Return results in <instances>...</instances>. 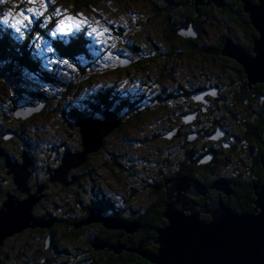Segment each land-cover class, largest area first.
<instances>
[{"label": "rangeland", "instance_id": "374dc122", "mask_svg": "<svg viewBox=\"0 0 264 264\" xmlns=\"http://www.w3.org/2000/svg\"><path fill=\"white\" fill-rule=\"evenodd\" d=\"M167 1L171 4L168 5ZM206 1L196 7L195 0H193L195 13H199L203 7H207V10L210 11L209 18L200 16V19L204 20L202 26L206 31L203 44L209 47L224 34H228L230 38L233 37L235 40L239 38L241 42L245 43L243 34L246 32L241 27V22L239 26L223 12L222 6L218 7L214 3L207 4ZM236 1L238 2L235 3L232 0L233 6L241 8L243 11V2L241 1V5L239 0ZM249 1L257 2V0ZM172 2L173 0H91L88 6L78 7L71 0H52L45 13V16L53 17L51 22L46 23L45 18L41 17V24L46 26L41 27L33 22L26 30L17 32L11 27L10 22L4 20V15L9 11L18 13L28 7L39 8L41 6L40 0H37L35 5L29 3V0H0V29H10L17 42L29 37L27 39L29 53L38 60V68L33 72L20 66L16 68L13 76L7 75L1 80L0 134L4 140H0V149L3 151L0 155L1 190L12 188V186L17 189L13 183L12 174L9 173L8 175L7 173L9 169L5 166V154H8L9 159H13L16 154L23 153L21 156L30 160L27 187L30 189L31 179L38 182V178L40 183H50L48 189L52 191L50 193L47 191L49 195L47 200L43 202L44 207L40 211L42 214L53 211L59 213L60 210L55 208L53 203H61V199L67 196L71 189L76 192L79 191V193L88 190L93 194L95 200L103 197L106 202L111 203L110 206L124 213V215H131V213L137 215L144 212V208L149 206L155 198L150 190L152 180L159 182L162 179L161 176L176 171L183 156L180 144L171 140L175 136L179 137L178 128L176 133L173 132L177 123L168 124L170 118L175 116L174 109L177 101L174 97L177 98L178 102H181V98H183L180 93L182 91L177 88L178 84L179 86L184 84L187 87V82L202 80L211 85L221 86L222 83L228 82L229 77L236 76L231 68H236V64L242 68L236 60L221 53L222 57L233 60L235 64L228 62L223 65L222 61L210 60L208 57L204 61L200 60L205 58V55L199 54L197 51L202 50L183 48L180 39L169 38L167 24L177 25L173 23L176 22V19L179 20L178 14L185 13L183 3L174 5ZM222 5H224L223 2ZM55 9H61L73 17H77L78 13L82 14L81 17L77 18L86 20L87 25L84 28L76 29V31H81L93 39V43L85 46V53H89L88 57L84 55V57L77 58V61L68 60L69 64L73 65L72 68L56 62L67 59L61 58L54 51V44L52 43L53 28L57 20L63 18L55 13ZM243 13L248 15L244 11ZM166 15L170 16L167 24L164 19ZM236 18L238 17L236 16ZM247 18L249 19V17ZM189 28H192L190 33H188ZM92 29H96V31L93 32ZM71 32L56 34L70 36ZM176 33L183 37H196L198 35L197 29L191 25L177 29ZM230 38L229 40L233 41ZM64 40L66 41L67 38ZM233 43L238 45L236 42ZM224 45L225 43L220 52ZM48 47H52L51 53L46 51ZM178 56L184 57L181 59ZM137 62L141 67L140 70L132 67ZM94 63L95 65L92 67L91 65ZM37 70L39 73L42 72L41 74L44 76L45 72L50 73L54 78V83L47 82L45 78L43 81L40 80L41 76L37 74ZM224 77L225 80H223ZM246 83L248 85V80ZM65 84H71L73 89L63 98L66 92ZM253 85L249 84V86ZM15 90H19L18 92L22 94V96L20 95L23 98L21 102L26 104L27 108L21 107L18 111L17 105L20 99L15 104L18 94ZM96 90L113 92L111 93L113 99L112 104L110 103L106 109H103L102 113L92 114L93 118L103 119L105 117L103 113L108 111L111 113L108 118L117 119V121L124 119L122 129L117 130L118 123L103 137L101 145L96 151L88 152L84 161L69 169L67 176L69 177V174L74 173V176L78 177L77 181V178L67 180L68 185H63L58 181L52 182L49 180L52 174L49 167L57 168L62 164L61 159L65 153H76L84 150L76 121L84 118V116H73L69 113L77 108L81 99H86L89 94ZM212 90L217 92V88L202 92L203 94L208 92L211 94ZM252 91L260 94V90H256V87ZM30 93L34 94L33 97L29 96ZM198 93L200 92H197V96ZM222 93H227V90L224 89ZM125 100L128 103L123 105ZM239 108L241 107L237 106L235 111L232 110V114L220 113L223 115V120L228 118H226L227 125L225 126L231 134L229 138L237 148H233L232 151H228L227 147L225 150L222 149V152L217 154L220 161L214 163L213 172L197 171L198 178H203L205 182L216 178L213 179L214 184L220 181L218 179L225 176L240 177L242 175L243 178L250 179L248 173L250 172L249 151H251L250 146L255 142L253 143L247 138L248 129H241L240 126L242 122L248 121L252 116L246 117L245 114L247 113L243 108L239 112ZM235 118L240 119V121H235ZM202 124L205 129L212 125L207 121H203ZM169 125L173 127L171 133H169L171 130ZM166 136H171V139ZM243 136H246L245 139ZM238 139L242 141L240 142ZM199 145L200 143H197L194 146L195 152H191L192 156L196 157V154L199 153L196 152ZM207 146H209L208 143L204 152L209 149ZM253 150L257 153V146ZM256 153L254 157H256ZM239 156L248 161L239 163L237 161ZM116 159L121 160L119 167L112 163ZM23 161L21 159L20 162L23 163ZM46 172H49V175ZM78 173L85 178L79 179ZM151 178L153 179L151 180ZM240 179L242 178L240 177ZM60 186L62 187L61 190L58 189ZM39 188L33 193L29 190V193L37 194L42 199L44 195L42 193L46 194V192L44 190L39 191ZM17 194L20 196L24 193L17 190ZM19 196L16 195L15 197L18 198ZM209 196L208 191L203 196H194L193 198L200 202L201 200L207 201ZM41 199H38L35 204ZM94 206H98V204ZM42 214H40L42 216L40 219L50 220V216L44 217ZM122 222L128 226L131 223H138L137 220ZM138 225L140 224L138 223ZM51 226H54V223L50 225L46 223L45 226L37 228L29 227L4 239L0 245L2 264H24L23 261L30 256H36L38 259L29 264H45L39 260L43 253L52 256L51 259L56 262L66 263L65 256L68 255L54 256L49 251H53L54 248H45L44 237L47 235L43 234L42 230L51 231V229H55ZM93 231H95L94 228ZM65 235L69 239L61 238ZM68 235H70L68 228L62 225L56 227L57 238L64 240V242H59L62 244L61 247L69 249V253H67L72 259L70 261L75 264L79 259L85 257L83 254H79V249H81L85 239L80 238L82 237L81 234L75 240ZM127 246V244H121L118 250H125ZM73 251H78V255ZM123 259H125L124 264L125 262L126 264H138L127 257ZM98 264L105 263L99 262ZM112 264H115L114 261Z\"/></svg>", "mask_w": 264, "mask_h": 264}, {"label": "water", "instance_id": "95a60500", "mask_svg": "<svg viewBox=\"0 0 264 264\" xmlns=\"http://www.w3.org/2000/svg\"><path fill=\"white\" fill-rule=\"evenodd\" d=\"M205 0H195V6ZM243 2V11L248 13L250 24L256 31L250 53L230 40H226L222 55L236 60L243 68L248 86L251 83L264 84V0ZM222 6V0H207ZM192 28L188 29L190 33ZM194 35V33H192ZM211 92H216L212 90ZM203 92L198 93L200 97ZM19 108L27 105L19 100ZM17 111V110H16ZM110 112L103 113V119L93 117L80 118L77 121L81 135L82 152L65 153L62 164L55 168L49 178L68 185L67 172L71 167L84 161L86 154L96 151L103 140L119 123L110 119ZM186 118V122H187ZM171 138V136L169 137ZM193 138V136L191 137ZM0 149V155L2 154ZM23 163L6 158L7 173L13 176L17 190L26 194L22 200L8 194L0 208V245L7 237L26 228L43 227L51 220L44 221L32 214V207L40 199L37 194H30L27 187L30 160L23 156ZM204 162V160H201ZM264 171V159L261 160ZM74 179V178H73ZM162 217L164 226L157 228L155 251L144 250L140 243L135 251L151 264H264V182L253 185V211L237 213L221 199V193H228L225 183L215 182L210 187V196L197 202L195 197L205 195V187L197 180H190L188 175H179L167 179L164 183ZM207 215V217H205ZM102 223L106 228L124 227L132 232L137 223L126 225L121 221L107 217L100 206L91 207L84 224ZM128 224V223H127Z\"/></svg>", "mask_w": 264, "mask_h": 264}, {"label": "trees", "instance_id": "16d2710c", "mask_svg": "<svg viewBox=\"0 0 264 264\" xmlns=\"http://www.w3.org/2000/svg\"><path fill=\"white\" fill-rule=\"evenodd\" d=\"M91 0H71V2H73L75 5H77L78 7L81 6H88L89 2ZM228 1V0H226ZM229 2V1H228ZM168 5H169V1H167ZM180 3H183V7L185 8V13H179V20L176 19V22L173 24H177V25H172V24H167L168 21L170 20V16L168 17L167 15L164 17L166 24H167V30L169 32L168 37L169 38H173L176 37L178 39H180L182 47L183 48H191V49H198V50H202V51H197V53L199 54H204L205 58H202L200 60H206L207 57L210 60H220L224 63H228V62H232L235 64V62L229 58H224L221 56V48L223 46V44L226 42V40H229V35L228 34H224V36L219 37L216 41L213 42V44L211 46H206L203 44V41L205 39V28L202 26L204 23V20L200 19V16L203 15L204 17H208L209 18V12L207 10V7H203L200 9L199 13H195L194 11V7H193V0H173L172 4H176V5H180ZM230 3V2H229ZM152 4V3H151ZM171 4V3H170ZM242 5V4H241ZM153 6V4H152ZM229 9V13H230V17L234 18V20H232L234 23L236 22L239 26H240V22H241V27H243L245 29L246 35H249L250 37V42L249 44L245 43H241L242 47L246 49L247 51H251L252 50V40L254 38V36H256V32L255 30L252 28L249 19L247 18L248 15L244 14L241 8H235L233 5L230 4V6L228 7ZM231 13H237V15H232ZM236 16L238 18H236ZM203 22V23H202ZM189 25H191L192 27H194L195 29H197L198 31V35L195 38H188V39H183L182 36H180L179 34L176 33L177 29L179 28H183V27H188ZM231 28V27H230ZM54 38L52 39V43L54 44V51L57 52L61 58L63 59H67L68 60H73V61H77V58L80 57H84L85 56H89V53H85V46L91 44V42L93 43V39L88 36L85 35V33L81 32V31H76L74 30L73 32H71L70 36H62V35H54ZM65 37V38H63ZM74 37H76L74 39ZM29 37H27L28 39ZM67 40L65 41L64 39ZM27 39H21L19 42L16 41V37L14 36L13 32L9 29H0V84H1V80H3L7 75H12L15 74V70L16 68L22 66L23 68H25L26 70H29L31 72H33L34 70H36L38 68V60L36 57H32L31 54L29 53V48H28V43H27ZM230 39H232V42L234 41V38L231 37ZM26 40V41H23ZM177 57V56H176ZM183 59L182 56H178V58ZM95 65V63L93 65H91L92 67ZM220 69L222 68L221 64L219 65ZM133 68H135L136 70H140L141 67L139 66V63H135L134 65H132ZM236 76H234L235 78L231 80L234 81L235 79H238L237 81L239 83H242L243 85L240 84V93H243L248 89L247 87V78L243 72V69L241 67H239L236 64V68H231ZM242 69V70H241ZM97 71L99 69H96ZM42 72H38L37 70V74L39 76H41V79L43 81V79H47L46 81L49 83H54V78L51 76V74H47L46 72L44 73V75L41 74ZM230 78V77H229ZM92 79V77H91ZM89 81V79L87 80V82ZM65 88H66V92L63 96V98L69 94V92L73 89V86L71 84H65ZM263 89L262 92H264V86H262ZM16 91V90H15ZM19 91V90H18ZM16 91L17 94V99L15 100V104L16 101L18 99L23 100V98L21 97L22 94L20 92ZM111 91H100V90H96L94 92H92L91 94H89L87 96L86 99H81L79 98V102L77 104V110H73L71 111L69 114L73 115V116H79V115H83L85 116H92V114H100L102 113L103 109H106L107 106L110 105V103L112 104V99L113 97H111ZM243 94L239 95V98H242ZM21 95V96H20ZM33 93H30V97H33ZM187 95V96H186ZM185 97L181 98V102H178L177 98L174 97V99L177 101L176 105H175V109H174V113H177L179 111L182 110V117H181V122H186V119L184 118L186 114H184V108H187V103H188V99L192 98L193 100H195V98H193L191 95H193V90L190 91L189 94H186ZM183 99V100H182ZM64 101V100H63ZM128 102L125 100L124 104H127ZM135 104V103H133ZM131 105V104H130ZM136 106V105H134ZM120 109V108H119ZM264 110V108H263ZM79 111V112H78ZM65 112V111H63ZM144 113V112H141ZM189 114V113H188ZM93 117V116H92ZM174 117V116H173ZM264 117V114H263ZM134 119V118H131ZM169 119V118H168ZM124 120V119H123ZM123 120L119 121L118 124V128L117 130L122 129L123 126ZM170 125L173 124V122L175 123V121L173 120V118L169 120ZM220 123L216 124L214 128H217V125H219ZM169 125V126H170ZM255 144L258 148V151L256 153V157L253 158V163L254 168H253V175L250 177V179L246 182H243L233 176V177H229L227 179V183L229 186V189L232 191V193L234 192L235 194H239V195H243L245 197V199L240 198L238 195L237 197L232 195V198H228L226 195H222V201L231 209L235 210L237 213L240 212H250L253 211L254 205H253V201H254V193H253V185L255 184H261L264 182V171L261 165V160L264 158V118L259 120L257 123H255ZM176 125L173 129V132L176 129ZM169 131V133H171L172 128ZM192 132V131H191ZM3 136L0 134V140L4 141ZM167 137V136H166ZM176 137V136H175ZM169 138V137H167ZM188 138H189V133L187 134V132L184 134L183 137H181L180 141L178 142L180 144V148L183 152V156L181 157L179 163H178V167L177 170L174 172H170L167 175H163L161 176V180L159 182H157L156 180H154L153 178H151L152 180V184H150V190L153 194H155L156 199L153 202L152 205H150L149 207L146 208V210L142 213V214H137V215H133L131 213V215H129V217L127 218L130 221H134L137 220L138 223L140 224V229L141 232L134 238L132 242V246H137L138 243L140 242V240L144 241V245L147 251H155L156 250V245L153 242V239L155 238L156 235V230L157 228L164 226L166 223V220L163 219L162 217V212H163V199H164V185L163 183H165V181L167 179L173 178L175 176H179V175H188L190 180H197L199 181L205 188H209L210 184H213V180L209 181V182H205L202 179L198 178V176L196 175L197 171L200 170H205V171H212V168H207L210 167V164L207 165H201L199 162V158L200 157H195L192 156L191 151H187L185 147V144L188 142ZM171 139V138H169ZM173 140V139H171ZM80 144V143H79ZM193 151V149H191ZM20 154H16L15 156L17 157V159L20 157ZM115 161V162H114ZM112 163L119 167L118 165H120L121 160L120 159H116L114 160ZM57 165V164H55ZM51 168V169H50ZM50 171L53 172V170L55 168H52L51 166L49 167ZM209 169V170H208ZM204 171V172H205ZM49 173V172H46ZM73 173V172H72ZM49 175V174H48ZM79 179L80 178H85V176H83L82 174H79ZM73 178H77L76 181L78 180L77 176H74V173L72 175L69 174V177L67 176V180H73ZM35 185H33L34 188ZM14 186H12V188H7L6 190H1L0 189V205L2 204V202L5 200L6 198V193L7 192H13L14 193ZM4 189V188H3ZM99 200V201H97ZM104 201V202H103ZM98 202V203H96ZM75 203L77 205H79V212L75 213L72 211H68L66 210V216L65 219L66 221L64 222L65 224H68L69 226H72L75 222H79L82 221L84 219H87L88 217V210L89 208L93 207L94 205L98 204L99 206L103 207V210L107 211L110 207V203L107 201H105V199L103 197H100L98 199L95 200V198L93 197V194H91L88 190L87 191H82L81 193H79V197L78 199L75 201ZM109 203V205H108ZM54 207L58 209V207L56 206V203L54 202ZM59 210V209H58ZM90 211V210H89ZM54 214V215H53ZM44 216H50L49 218H51V216H55L57 219H59V217H61L59 215V213H57L56 211L53 212H46L43 214ZM124 213L119 212L117 218H119V216H123ZM207 217V216H205ZM95 223V222H94ZM89 224V223H88ZM57 224L55 223L53 227H55ZM84 226V225H83ZM92 227H96L100 230L99 232H95L94 233V237H92L93 239H106L109 240V243H113L117 241V235L118 234V230H107L106 227L100 223V224H94V226ZM50 230H46V232H49ZM115 232V233H114ZM112 234H114V237L111 236ZM55 237V236H54ZM53 238V237H52ZM56 238V237H55ZM93 239H88L87 241V250L88 252L91 254V257H93L94 253H92L91 248L90 247V242ZM54 241V245H57V240H53ZM105 251V250H103ZM128 258V257H127ZM109 261H111L113 263L118 261V256L114 255L113 253L110 252L109 255ZM151 264V263H150Z\"/></svg>", "mask_w": 264, "mask_h": 264}, {"label": "flooded vegetation", "instance_id": "af4514ba", "mask_svg": "<svg viewBox=\"0 0 264 264\" xmlns=\"http://www.w3.org/2000/svg\"><path fill=\"white\" fill-rule=\"evenodd\" d=\"M228 1H226V0L222 1L224 4V5H222L223 12L226 13L230 19H233L235 21L234 18L230 17V13H229L230 11L228 9L230 4L233 5V2H232V0H228ZM233 1L235 3L238 2L236 0H233ZM239 1L242 4L241 0H239ZM252 1H255V0H252ZM231 14L234 16L237 15V13H231ZM182 38L188 39V38H195V37H183L182 36ZM243 38L245 41H247L246 43L249 44V42H250L249 41L250 40L249 35L243 34ZM234 41L242 47V44H241L242 42L239 40V38L236 40L234 39ZM244 50L247 51L246 49H244ZM247 52L250 53L251 51H247ZM234 78L235 77H232V79H234ZM223 80H225V77L223 78ZM237 80L238 79H235L234 81H232L231 78H229L228 82L222 83V85H221L222 87L208 84L202 80L196 81V82H187L188 83L187 87L184 86V84H180V86L178 84L177 88L182 91V92H180L181 96L185 97L186 94H189L190 91L193 90V95H191V96L193 98H195V100H193L192 98L191 99L189 98L188 103H187L188 107L184 108V114H185V112L187 114L184 116V118L185 119L188 118L187 122L182 123L180 120L182 117V110L177 112V114L175 113L173 120L178 125V126H176V129L178 128V130H179V137L178 136L174 137L172 142H175V143L179 142L181 137H183L186 132H187V134L189 133L188 142L185 144L184 148H186L187 151L190 150L191 152H192L191 149H193V151L195 152L194 146L197 143H200V145L198 146V150L196 149V152H199L196 154V157H200L199 158L200 162H201V160H204L205 158L209 159L206 162L200 163L201 165L210 164V167H207V168L213 169L214 163L220 161V159L217 157V154L221 153L222 149L225 150V147H227L226 149L228 151H232L233 148H235V149L237 148V147H235V144L229 138V135H231V134L229 133V130L225 126V125H227L226 124V118L227 117L225 118V120H223V117H222L223 115H220V113H223L226 115L232 114L231 113L232 110L235 111L237 106H239V107L243 108V110L247 113V114H245L246 117L252 116L248 121H245L244 123L242 122L240 128L241 129L242 128L248 129L247 130V134H248L247 138H249V141H253V143L255 142L254 139H255V133H256L255 132V130H256L255 123H257L259 120L264 118L263 117V114H264V110H263V108H264V92H262V90H261V89H263L262 86H264V85L260 84V83L259 84L256 83V85H253V86L247 85L248 89L243 94V93L239 92L240 91V84L241 85H243V84L239 83ZM254 87H256V90H258V89L260 90V94L258 92L255 93L254 91H252V89ZM212 88L213 89L217 88V92H215V93L212 92L211 94L208 92V93L202 94L200 97L197 96V92H202L205 90L208 91L209 89L211 90ZM224 89L227 90V93H225V94L222 93V91ZM240 94H243L242 98H239ZM241 108H239V112L241 111ZM230 109H231V111H230ZM237 114H238V112H237ZM234 115H236V114H234ZM236 120L240 121V119H238V118H235V121ZM203 121L210 122V124H212V125L205 129L203 127V124H202ZM218 123H220V124L217 125V128H214L215 125ZM176 129H175L174 133H176ZM192 136H193V138H191ZM245 137L246 136H243V139H245ZM239 141L241 142L242 140H239ZM207 143L209 144V146H207V147H209V149H207V151L204 152ZM255 147H256V144L255 143L252 144L250 146L251 151H249V162H250L249 169H250V172H248V173H249L250 177L253 175V168L255 165L253 163V158H254V155L256 153L253 150ZM21 154H23V153H21ZM21 154H20V157L18 159L15 156L13 159L11 158V160L14 162L20 163L21 159H23V156H21ZM5 157L7 158L8 154H5ZM237 161L239 163H241V162L246 163L248 160L239 156V158H237ZM33 177H35V176H33ZM229 177L230 176H225V177H221V179H218V180L222 181L223 183H225L227 186V189H228V193H221V199H222V195H226L228 198H232V195L235 197H237V195H238L240 198H242L243 195L235 194L234 192L232 193V191L229 189V186L227 183V179ZM240 177L242 179H240ZM240 177H237L240 180V182L241 181L246 182L249 180V178H247V179L243 178L242 175ZM213 179H216V178H213ZM213 179H211V180L208 179V180L212 181ZM37 181L38 182H36L32 179L30 180V189H29L30 192L33 193L39 187H41V188H39V191L44 190L46 192V194L42 193V194H44L43 198L42 199L40 198L41 200H39L37 202V204H35L32 207V214L35 217L42 218V216L40 215V214H42V212H40V211L44 207L43 202L45 200H47V196L49 195V193L52 190L48 189L50 183H47V182H46V184L44 182L40 183V180L38 178H37ZM33 185H35L34 188H33ZM211 185L212 184H210L209 189L205 188V193H207L209 191V194H210ZM61 186H60V188H58L59 190H61V188H62ZM13 189H14V193L11 192V194H10V192H7L6 198H7V194L14 195V198L19 199V200H22L26 197L25 194H21L19 196L17 194V189L15 187ZM47 191H49V193ZM16 195L19 197L18 198L15 197ZM154 196H155V194H154ZM78 197H79V191L76 192L74 189H71L68 192V195L61 199V203H56V206L60 210L59 215L61 214L60 215L61 217H59V219H57L55 216H52L50 218L52 223L57 224L55 226V229H51V231H49V233L45 232L46 230H44V229L42 230L43 234L47 235L46 237H44L45 248H47V247L54 248L53 251L48 249L50 251V253H53L54 256L56 255L59 257L60 256L63 257L65 255H68L65 257H66V263L68 261V264H69V261L71 259V257L68 254L69 249L66 247H64V248L61 247L62 244H60L61 242H64V240H62V239H69V238H67V236L65 235V236L61 237L62 239H58L56 236V227L62 225L65 228H68L70 230V235H68V236H70V238L75 240V239L79 238V236L81 234L82 237H80V238H82V240L85 239V241L82 243L81 249H79V251H80L79 254L81 253L85 257L82 259H79L75 264H83V263L98 264L99 262H101V263L103 262L105 264H112V262L109 261L110 252L113 253L114 255L118 256V261L114 262L115 264H122L125 261V259H123L125 257H128L129 259H131L132 261H135L138 264H150L142 256H140L138 253L133 251L134 249H136L138 247V245L140 243L142 244L143 249L146 250L145 245H144V241L140 240V242L138 243L137 246L131 245L132 244L131 241H133L134 238L141 232L140 225H138L139 227L137 226V228L135 230H133L132 232H128L127 229L124 227L106 228L107 230H118V234H116L117 235V241L113 242V243H109V240H106V239H93L92 238V237H94L95 232L100 231L97 227L95 229V227H92V226H94V224H100V223L84 224V221L86 220V219H84L82 221L75 222L72 226L65 224L64 223L66 221L65 216L67 215L66 210L72 211L75 213L79 212V205H77L75 203V201L78 199ZM6 198H5V200H6ZM243 198L245 199L244 196H243ZM155 199H156V196L154 198V201H155ZM153 202L150 205H152ZM1 206H2V204L0 205V208H1ZM149 206H147V207H149ZM100 207L102 208V213L107 217H113V218L116 217L117 218V216L120 212V211H117V209L112 207V206H110L107 211L103 210L102 206H100ZM147 207H145L144 209L146 210ZM90 209L91 208H89V210ZM89 210H88V213H89ZM38 213H40V214H38ZM43 214H44V212H43ZM205 216H207V215H205ZM128 217H129V215H123V216H119L120 219H118V218L117 219L122 222V221H127ZM52 227L53 226H51V228ZM93 228L95 229V231H93ZM111 236L114 237V234H112ZM90 238L93 239L90 242L91 248H89V249H91L92 253H94L93 257H91V254L87 250V241ZM53 240H57L56 246L54 245L55 243ZM121 244H127L128 246L125 247V250H122V249L118 250V247H121ZM130 247H132V248H130ZM83 248H86V249H83ZM40 249H41V247H40ZM39 250H37V251H39ZM103 250H105V251H103ZM73 252L78 255V251H73ZM84 253H86V255H84ZM70 254H71V252H70ZM0 256H2V249L1 248H0ZM34 257H35V259H34ZM103 257H104V259H103ZM51 258H52V256H49L48 254L43 253L41 259H39V260H41L40 261L41 263L43 262L45 264H52V263L53 264H55V263L56 264H66V263H63L62 261L56 262L54 259L52 260ZM37 259L38 258H36V256H30V257H28L27 260L23 261V263L29 264L30 262L37 260ZM2 263H3V259H1V257H0V264H2ZM70 264H72V261H70ZM125 264H126V262H125Z\"/></svg>", "mask_w": 264, "mask_h": 264}, {"label": "snow or ice", "instance_id": "6c2138e0", "mask_svg": "<svg viewBox=\"0 0 264 264\" xmlns=\"http://www.w3.org/2000/svg\"><path fill=\"white\" fill-rule=\"evenodd\" d=\"M37 0H29V3L35 5ZM52 2V0H40V7H28L26 9H22L18 13H13L9 11L4 15V20L6 22L11 23V27H13L17 32H22L26 30L29 26L35 22L37 25L44 27L45 24H41L40 18L44 17L45 22H51L53 17L52 16H45L47 11L48 5ZM55 13L59 16H62V19L57 20L54 28H53V35L56 33H68L76 29L84 28L87 25V21L81 17L82 14H77V17H73L71 15L66 14L61 9H55ZM93 32L96 29H92ZM47 52L51 53L53 51L52 47H48L46 49ZM57 63H62L67 65L69 68H72L73 65L69 64L67 60L63 61H56Z\"/></svg>", "mask_w": 264, "mask_h": 264}, {"label": "bare ground", "instance_id": "6f19581e", "mask_svg": "<svg viewBox=\"0 0 264 264\" xmlns=\"http://www.w3.org/2000/svg\"><path fill=\"white\" fill-rule=\"evenodd\" d=\"M238 63V62H237ZM207 160H209V159H207V158H205L204 159V162H206ZM5 162H6V158H5ZM9 175V174H8ZM41 191V190H40ZM39 194H40V192L39 191H37ZM11 194V193H10ZM8 195V194H7ZM53 195V194H52ZM14 196V195H13ZM64 202V201H63ZM3 205V204H2ZM97 205V204H96ZM163 213V212H162ZM25 230V229H24ZM110 249V248H109Z\"/></svg>", "mask_w": 264, "mask_h": 264}]
</instances>
